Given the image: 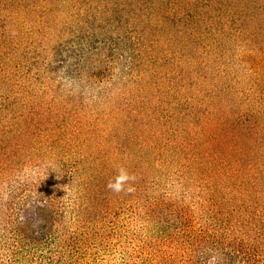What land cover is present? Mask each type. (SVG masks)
Instances as JSON below:
<instances>
[{
    "label": "trees",
    "instance_id": "obj_1",
    "mask_svg": "<svg viewBox=\"0 0 264 264\" xmlns=\"http://www.w3.org/2000/svg\"><path fill=\"white\" fill-rule=\"evenodd\" d=\"M51 1L41 22L61 17L65 39L61 58L43 65L54 71L52 64L60 63L61 81L70 80L76 105L87 99L88 113L99 115L89 114L86 122L104 119L115 132H88L76 149L87 131L61 115V145L55 150L45 137L23 132L29 124L12 118L9 108L34 111L38 94L31 95V79L44 71L28 60H17L12 70L14 58L6 52L12 46L6 41L16 19L27 17L36 0H0V264H205L203 257H210L208 264H232L228 257L236 259L248 249L254 254L243 264H263L264 145L247 132L235 134L246 142L235 145L229 134L207 132L211 122L193 130L204 125L202 106L197 95L184 100L177 84L187 81L193 65L207 63L205 55L197 56L206 41H215L217 48L233 41L224 38L229 32L263 33L264 0ZM32 48L24 53L30 56ZM171 51L180 58L175 69ZM155 79L165 83L160 89L165 99L152 97ZM194 80L188 81L193 87ZM230 89L212 91L218 98ZM130 103L140 104L145 122L175 127L172 140L179 147L152 150L140 144L136 132H116L118 123L132 118L128 110L137 112ZM44 111L38 114L47 118ZM121 167L136 177L130 192L108 187ZM192 215L237 217L240 234L193 236L186 233ZM222 251L227 252L218 257Z\"/></svg>",
    "mask_w": 264,
    "mask_h": 264
},
{
    "label": "rangeland",
    "instance_id": "obj_2",
    "mask_svg": "<svg viewBox=\"0 0 264 264\" xmlns=\"http://www.w3.org/2000/svg\"><path fill=\"white\" fill-rule=\"evenodd\" d=\"M51 3V0H36L35 6H30L27 17L22 16L16 19L15 23L17 25L14 27L12 25V29H14L13 36L7 35L9 41L6 42H9L12 47L6 50V52L8 51V53H10L9 56L12 55L14 58L13 63H11L12 70L16 69L17 60H28V63H36V66L34 64L35 67L33 68H41L44 71L41 76H36V78L34 77L31 79L33 89L31 90V95L34 97L35 93L38 94L35 98V103H33L34 111L25 109L24 107L16 109L14 106H11L9 110L12 118L18 119L20 122H22V119H25L26 123L29 124L28 127L33 125L28 129L23 123L24 128H26V131L23 132L35 133L34 135L38 137L37 140H40L41 136L43 138L45 137L47 146L53 150H55L53 146L61 145V115L64 116V118L70 117L71 120L76 119V125L87 131L82 132L81 139L77 140L75 143L76 145L74 147L79 149L85 137H89V135H87L88 132L92 134V136H97V134L103 136L105 134L110 135L115 131H112V124L107 125L104 119L102 120L99 118L96 120L93 115L96 116L97 114L88 113L86 109L92 105L87 99H84L85 102H80L82 106L76 105L78 103L75 102L77 100L74 99L75 97L72 94L74 92L70 91V89H74L70 80L63 79L61 81L60 63L58 64L56 62L52 64L51 67L54 71H47L45 69L46 66L43 65L44 61L49 58H61V41L65 39L61 35V17L47 25L41 22L46 16V10L51 8ZM43 10L44 16L42 17L41 12ZM0 14L3 13L0 12ZM12 20L14 19H11V21ZM69 20H72V17L69 16ZM2 25L3 23L0 21V32L2 30ZM40 27H44L45 31L39 29ZM30 29L33 31L28 33L27 30ZM257 34L258 35L251 37L247 33L239 34L238 32V34H234V32H229L228 36L224 38H232L233 41L229 42L224 40L225 43L219 45L217 48L216 42L213 40L212 42L206 41L201 45L199 55L197 54V56L203 57L202 55H205L204 62L207 63L205 64L203 62L204 64H199L200 66L198 64L193 65L188 69L189 78L187 81L184 82L182 79H179L177 84V87L181 90L180 95L184 100L187 97L197 95L196 102L198 101L200 106H202L199 114L204 125H202V127L192 126L193 130L202 131L205 125L211 122L207 132H222V134H229V138L232 136L234 137L232 143L235 145L242 146L246 143L242 140V135L239 137L235 136V134H242L245 132H247L246 135H248L250 139L256 140V138H260L261 141L258 140L256 142H259L262 146L264 145V32H259ZM31 47L33 48L30 56H28L24 52H28ZM36 47H42L44 49L38 52ZM169 54L170 65L175 69L174 64L180 58L178 55L174 56L172 51ZM207 54L208 58L206 59ZM164 69L171 70L172 68L166 67ZM197 70L199 71L197 72ZM30 73L29 71L26 72V74ZM191 78L196 79L193 81L194 87L188 83ZM155 81L153 87L155 91L152 97L156 98L158 95L160 98L165 99V93L160 91V89L164 90L163 85L165 83H163L162 80L159 81V79H155ZM198 81L201 85L196 84ZM216 87L231 89L227 93L220 94V96L216 98L212 91V89ZM14 89H16V87L12 90ZM69 103H74L73 107ZM130 105L137 112L132 114L128 110V116L132 118L127 120V123H118L119 125L117 126L116 132H136L140 136L138 140L140 144L146 143L152 150L163 148V146L169 147V150L179 147L172 140V136L175 134V127L167 124L163 126L154 120L145 122V120L139 117V110L143 111L142 108V110L140 109V104L130 103ZM82 109H84V111H80ZM40 110H45L44 112L48 113L47 118L39 116L38 112ZM78 111H80L79 114ZM102 113L100 115H102ZM68 114L70 115L67 116ZM89 114H93L91 118L94 117L95 119V122L90 124L86 122L89 119ZM108 117L110 116L104 115L101 118ZM51 124L59 128H51ZM100 129H103L105 132H99ZM50 134L51 136L52 134L54 135L52 139L50 138ZM160 134L162 135V141ZM92 136H90L91 141L96 139ZM154 140H156L157 143L153 142ZM118 202L123 205H130V202L127 200ZM128 209L129 208L123 210L125 223H129L131 218ZM189 222L190 229H187L186 233L191 232V234L196 237L207 232H209V234L218 232L221 234L225 232L235 236H239L240 234V228L234 225V223L238 222L237 217L216 216L210 218L209 216L192 215ZM193 241H195L194 238ZM236 248L240 251L239 247ZM226 252L227 251H222L219 253L218 257H220L222 253L226 254ZM251 254H254L251 249L244 250V252L240 254L241 257L239 256L236 257V259H231L230 256L227 262L232 263L231 261H233L232 264H243V261L248 257H250L249 260L251 262ZM197 255L198 253H196V256ZM202 255L200 251L197 258L202 257ZM193 258L197 259L194 253ZM206 259L207 261H204ZM202 260L206 262L205 264H208L210 262V257H203ZM211 261H214V256L211 257ZM262 261L264 264V257Z\"/></svg>",
    "mask_w": 264,
    "mask_h": 264
},
{
    "label": "clouds",
    "instance_id": "obj_3",
    "mask_svg": "<svg viewBox=\"0 0 264 264\" xmlns=\"http://www.w3.org/2000/svg\"><path fill=\"white\" fill-rule=\"evenodd\" d=\"M136 177L130 174L125 168L121 167L119 169L118 175L113 181H109L108 187L115 192L121 191H132L133 188L130 181H135Z\"/></svg>",
    "mask_w": 264,
    "mask_h": 264
}]
</instances>
